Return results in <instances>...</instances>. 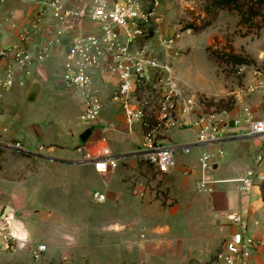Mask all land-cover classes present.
Listing matches in <instances>:
<instances>
[{"label": "crops", "instance_id": "crops-1", "mask_svg": "<svg viewBox=\"0 0 264 264\" xmlns=\"http://www.w3.org/2000/svg\"><path fill=\"white\" fill-rule=\"evenodd\" d=\"M204 7L205 2L203 5L196 3L195 0H161L159 18L155 25L156 34L150 41L149 47L154 46L155 41L159 43L163 37L160 34H167L166 29L169 28V24H172L174 14L181 13L186 16L188 13H194L197 15L200 9L204 11ZM40 8L41 0L4 1L0 7V14L16 28L12 29L11 25L6 26L5 32L0 35V49L21 30L33 31V21ZM240 20L241 16L237 11H221L210 28L222 25L239 28ZM41 25L55 29L59 27L47 16L42 17ZM89 27L90 25L86 24L84 28L89 29ZM47 39L49 37L40 31L35 35L34 43L41 45ZM150 49L155 50L152 47ZM63 54L64 49L57 48L51 58L42 64L31 66L24 75L17 78L11 90L0 94V123L10 118L14 108L17 109L18 105L22 104L24 108L27 107L26 109L30 110L32 104L42 102L45 81H50L56 75L57 78L54 79L63 82ZM176 60L174 62L176 77L178 71L183 85L188 88L192 87L191 80L181 79L184 66L178 64L177 67ZM51 64L55 65V71L49 69ZM252 81L253 77L249 75V84ZM94 84L102 97L103 111L105 107L113 108L104 115L101 124L99 121L98 126L93 127L92 136L87 143L82 144L79 139V134L85 130L80 123L83 105L76 119L77 136H49L48 131L42 130L38 136H17L23 144L18 140L6 138L10 141L5 143H20L24 150L13 149L0 142L3 145H0V149L15 157L14 162H11L8 161L6 155L4 157L0 155V217L7 207L14 217L4 232L27 236L28 239V244L24 248H17L11 252L0 250V264H216L213 259L215 254L222 249L225 241L236 229L229 222V214L233 212L247 214L248 232L259 242L253 252L251 264H264V203L261 198V184L247 191H241L236 183L229 182L245 177L252 168L257 152V145L254 141H251L252 145L249 142L246 146L241 145L246 141L223 144L224 156L214 169L217 174L212 173L213 179L221 183L212 186L211 192H204L198 188L201 176L199 160L203 151L201 149H193L188 155L178 154L189 156L188 161L183 163L177 161L176 169L172 173L158 176L156 183L161 184L158 188L160 192L150 190L137 179L135 170L127 171L120 164L118 168L124 170L121 175L122 180L131 182L129 183L131 189L134 194H139L140 201L136 202L139 206L135 213L115 217L107 226V230L121 234L119 243L109 244L105 236L108 232L102 233V236H90L84 233L80 220L70 216L72 211L66 212L63 209L48 207L51 202L65 203L67 190L61 192L62 198L45 201L43 207L39 208L34 200L35 194L39 192L36 189L38 184L43 182L46 176H50L53 183H61L64 186L66 182L63 183V180L66 176L63 175L62 178L55 175L83 165L70 163L77 159L76 149L79 146H87L91 143L98 146L106 143L117 154L116 136L112 141L108 134L128 136L123 112L111 101L113 84L103 83L98 75ZM15 89H18L21 95L12 102L10 97ZM35 89L38 91L37 100L29 102L28 95ZM210 89L206 91L209 92ZM78 93L82 97L83 104L82 93L79 90ZM244 95L245 93L238 96L236 105L231 111H221L218 114L224 116L226 112L231 119L245 118L243 109L248 107L252 117L264 119V92ZM195 118V115L192 116V121ZM104 128L107 132H103ZM188 129L190 126L179 131L185 132ZM229 131H237V128H231ZM137 133L141 136L139 128ZM194 138L195 134L192 141L173 144H191ZM43 145L48 147L44 149ZM249 146L252 147L249 148ZM40 148L41 152H39ZM72 153L75 155L74 158ZM120 156H126V160L129 159L127 155ZM82 167L86 173L97 174L103 178L108 177L113 171L102 173L90 165ZM130 172L131 174L128 175ZM126 175L132 177L131 180L124 179ZM189 179L193 180L191 184H189ZM73 189L74 187L70 190ZM80 189L78 186L77 192L68 191V193L76 194L71 198L78 199ZM162 191L167 200L158 197ZM191 191L195 193L192 194ZM2 233L0 231V236ZM38 245L46 246L47 250L40 261H34L31 252Z\"/></svg>", "mask_w": 264, "mask_h": 264}, {"label": "built area", "instance_id": "built-area-1", "mask_svg": "<svg viewBox=\"0 0 264 264\" xmlns=\"http://www.w3.org/2000/svg\"><path fill=\"white\" fill-rule=\"evenodd\" d=\"M4 1L0 0V7ZM195 2L204 5L205 0ZM160 8L161 0H41L33 31L21 30L0 49V94L11 90L17 78L31 66L51 58L57 48L64 49L62 80L67 87L82 93L80 123L84 129L98 126L103 112V100L94 84L98 75L103 83L113 84L111 101L123 112L128 127L126 134L134 135L135 126L140 130L142 140L133 157L159 175H168L176 169L179 153L188 155L193 149H201L198 188L211 192L212 186L221 183L213 179L212 173L224 156L223 144L251 140L257 145L252 168L245 177L229 182L236 183L241 191L261 184L264 181V119L252 117L248 107L243 109L245 118L231 119L226 112L220 115L215 106H207L206 99L194 98L179 88L174 67L178 54L171 51L179 35H165L159 40L169 50L164 57L149 47L156 34ZM43 16L50 17L59 27H42ZM86 24L90 25L89 29L84 28ZM7 25L16 28L0 14V35ZM40 31L49 39L38 45L34 41ZM252 77L245 96L264 92V71L254 70ZM194 115L196 118L192 121ZM188 126L195 134L191 144L167 142L169 131ZM231 128L237 131H229ZM6 146L24 150L20 143H6ZM76 152L78 157L74 161L93 166L102 173L117 169L127 159L115 154L106 143L90 150L81 145ZM93 199L103 204L106 196L95 193ZM229 222L236 229L215 254L214 262L251 264L259 242L248 232L247 214L233 212L229 214ZM1 237L2 252L28 244L27 236L12 232H3ZM46 250L44 245L34 247L32 259L40 261Z\"/></svg>", "mask_w": 264, "mask_h": 264}, {"label": "rangeland", "instance_id": "rangeland-1", "mask_svg": "<svg viewBox=\"0 0 264 264\" xmlns=\"http://www.w3.org/2000/svg\"><path fill=\"white\" fill-rule=\"evenodd\" d=\"M202 10L200 9L197 15L194 13H188L186 16L181 13L174 14L172 24H169V28L166 29L168 35H179V39L171 51L178 54L177 67L178 64L184 66L181 79L191 80L192 87L188 88L183 85L178 71L177 83L179 88L187 95L201 100L206 99L208 107H210V103L216 104L217 113L231 111L236 105L238 96L243 95L249 84V75H253L254 70L264 71V31L262 32L264 29V7L262 17L256 18L252 25H239V28H231L228 25L217 28H210L211 26L203 28L205 12H202ZM160 35L164 36L165 33ZM153 43H155L154 46L151 45L150 47L154 48V51L162 57H164V53L169 51L161 45L160 41L159 43H156V41ZM217 55L221 58L220 60H217ZM232 56L245 59L250 64L238 65L232 59L226 62L225 58ZM49 69L55 71V65L51 64ZM54 78H57V76L55 75L50 81L44 82L46 86L42 102L32 104L30 110L26 109L27 107L24 108L22 104L18 105L17 109L14 108L12 116L0 123L1 143L10 141L6 138L20 141L17 136H38L42 133V130L48 131L49 136H77L78 124H76V119L81 112L82 97H80L78 90L68 88L62 81L58 82ZM208 88H211V91H206ZM19 95H21V92L18 89L13 90L10 100L12 102L16 101ZM112 108H104L100 124L104 115ZM16 110L17 112H15ZM118 111L120 110L118 109ZM125 130H128L127 126H125ZM133 130L135 134L132 136L108 134L112 141L116 136V150L118 151H115L117 155L129 156V159L123 161L120 166L127 171L135 170V176L138 180L143 182L150 190L160 192L158 188L161 184L156 183V180L158 176L163 175H159L153 168L133 157L140 147L141 140V136L137 133L138 128L135 126ZM193 137L194 130L190 126V129L185 132L179 130L169 131L167 141L170 143H185L192 141ZM20 142L22 143V141ZM249 142L252 145L251 140L242 142L241 145L246 146ZM94 146L91 143L87 145V148L90 150ZM43 147L46 149L48 146L43 145ZM251 147L249 146V148ZM0 155L2 157L6 155L8 161L14 162L15 157L12 154L0 149ZM72 156L75 157L73 153ZM188 158L189 156L178 155L177 161L187 162ZM70 163L79 164L74 160ZM82 166L84 165L61 171L55 175L62 178L63 175L66 176L63 180V183L66 182L64 186L61 183H53L50 176H46L44 181L38 184V188L35 187L39 192L35 194L34 200L38 203L39 208H42L45 201H55V199L62 198L61 192L67 190L65 203L51 202L48 207L63 209L66 212L72 211L70 216L80 220L81 229L84 230V233L90 236H102V233L108 232L105 236L108 238L109 244L112 242L119 243L121 234L107 230V226L115 217L135 213L139 206L136 202L140 201V196L132 191L129 184L131 182L122 180L121 175L124 173L122 168L113 170L108 177L103 178L97 174L86 173ZM130 174L131 172L128 173V175ZM216 174L217 172H214V175ZM128 175L124 176V179L131 180L132 177ZM192 181L189 179V184ZM68 186L74 187V192H77L78 186L81 188L77 196L78 199L71 198L76 194L68 193V191H73ZM95 193L104 194L107 198L106 202L97 204L93 199ZM191 193L194 194L195 192L191 191ZM68 196L70 197L68 198ZM158 197L167 200L164 191ZM2 243L3 240L0 236V245Z\"/></svg>", "mask_w": 264, "mask_h": 264}, {"label": "trees", "instance_id": "trees-1", "mask_svg": "<svg viewBox=\"0 0 264 264\" xmlns=\"http://www.w3.org/2000/svg\"><path fill=\"white\" fill-rule=\"evenodd\" d=\"M264 7V0H205V24L203 28H207L212 25L221 11L239 12L241 20L239 22L240 26H246L247 24L252 25L254 20L258 17H262V9ZM256 26V24H255ZM221 58L217 55V60ZM226 62L229 59L235 64L246 65L250 64L249 61L238 58L237 56L226 57ZM216 106V104H209V106ZM261 198L264 203V181L260 185Z\"/></svg>", "mask_w": 264, "mask_h": 264}, {"label": "water", "instance_id": "water-1", "mask_svg": "<svg viewBox=\"0 0 264 264\" xmlns=\"http://www.w3.org/2000/svg\"><path fill=\"white\" fill-rule=\"evenodd\" d=\"M37 96H38V91L37 89H35L30 92L27 100L29 102H35L37 100ZM181 129L182 130L186 129V127H182ZM93 130H94L93 127H88L79 134V139L82 144H85L88 142L89 138L92 136ZM215 168H216V165L214 166V169ZM12 217H13V213L7 207L5 212L0 217V231L4 232L6 230V228L9 226V222L14 218Z\"/></svg>", "mask_w": 264, "mask_h": 264}]
</instances>
